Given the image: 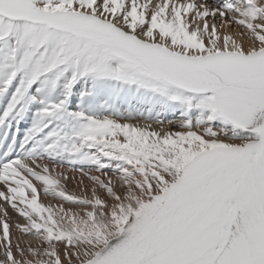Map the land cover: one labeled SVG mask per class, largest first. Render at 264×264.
Wrapping results in <instances>:
<instances>
[{"label": "snow or ice", "instance_id": "obj_1", "mask_svg": "<svg viewBox=\"0 0 264 264\" xmlns=\"http://www.w3.org/2000/svg\"><path fill=\"white\" fill-rule=\"evenodd\" d=\"M0 264H264V0H0Z\"/></svg>", "mask_w": 264, "mask_h": 264}, {"label": "bare ground", "instance_id": "obj_2", "mask_svg": "<svg viewBox=\"0 0 264 264\" xmlns=\"http://www.w3.org/2000/svg\"><path fill=\"white\" fill-rule=\"evenodd\" d=\"M37 186H39V185H37ZM74 184H72V183H69L68 184V188H69V190H72V189H74ZM41 200L43 201V202H45V203H47V199L43 196V194L41 193ZM10 209H8V211H9ZM12 210V209H11ZM11 210H10V212H11ZM14 212V211H13ZM12 212V214L11 215H9V217H10V219H9V223L10 224H12L13 222H15L14 220H13V218L15 217V216H13V215H16V214H14ZM9 213V212H8ZM11 216H12V219H11ZM18 218V219H17ZM15 220H20L19 222L20 223H23V220L22 219H20L18 216H16V218H14ZM11 232H12V236H13V242L16 240V238L18 237V235H19V233L17 232V230L14 228V227H12L11 228ZM24 237H26V236H21V235H19V237L18 238H24Z\"/></svg>", "mask_w": 264, "mask_h": 264}, {"label": "rangeland", "instance_id": "obj_3", "mask_svg": "<svg viewBox=\"0 0 264 264\" xmlns=\"http://www.w3.org/2000/svg\"><path fill=\"white\" fill-rule=\"evenodd\" d=\"M8 209H10L11 210V208L10 207H8ZM10 210L8 211L9 213H8V215H11L12 214V212H13V210H11V212H10ZM14 214H16L15 212H13ZM13 216H15L14 218H16V216H17V214L16 215H13ZM13 218V220L14 221H20V220H15ZM11 219H12V216H11ZM18 219V218H17ZM21 219V218H20ZM20 235V234H19ZM19 235H18V237H19ZM17 237V238H18ZM19 239H21V240H29V239H32V237H30V236H26V237H24V238H19ZM15 242V241H14Z\"/></svg>", "mask_w": 264, "mask_h": 264}]
</instances>
